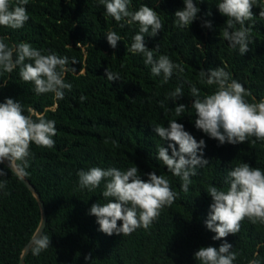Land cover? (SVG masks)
Wrapping results in <instances>:
<instances>
[{
    "label": "trees",
    "instance_id": "1",
    "mask_svg": "<svg viewBox=\"0 0 264 264\" xmlns=\"http://www.w3.org/2000/svg\"><path fill=\"white\" fill-rule=\"evenodd\" d=\"M197 3L200 12L187 29L177 27L174 16L184 7L183 0H131L129 10L147 5L163 22L156 36L144 37L154 58L167 55L184 69L183 73L174 72L166 84L162 76H152L143 54L129 50L138 24L125 23L121 28L119 24L124 22L108 16L99 0H29L25 7L30 18L23 28L0 27V36L10 45L27 42L43 54L55 53L77 61L69 65L76 71L65 76L72 90L59 102L50 93L37 95L34 84L19 77V68L0 74V83L7 82L6 87H0V103L5 98L18 100L25 114L27 109H35L55 120L57 129L52 149L31 145L29 175L25 177L44 205L43 233L50 237L51 247L38 256L29 250L24 264H200L194 258L200 247L218 248L224 242L214 241L215 233L205 227L212 203L207 188L211 185L226 191L228 172L244 162L264 171V141L252 143L255 138L250 137L245 143L219 145L196 129L190 86L195 85L202 97L211 94L215 86L201 82L200 70L223 67L251 91L246 97L249 102L264 99V18L259 16L264 0L253 6V21L246 22L253 43L249 45L251 51L242 56L223 39L226 17L217 9L218 0ZM205 21H211L212 27H202ZM109 31L121 37L115 49L107 43ZM106 68L118 73L120 80L110 82ZM181 84L184 96L175 102L169 100L168 93ZM80 96L87 99L81 102ZM177 104L186 106L180 117L175 114ZM172 120L182 124L197 141L204 139L206 143L203 158L208 163L190 178L188 193L181 191L182 181L155 158L158 147H167L168 142L156 136L153 127H167ZM134 166L144 180L153 171L167 177L178 197L150 229L108 236L88 214L93 203L107 202L102 196L104 182L93 191L81 189L77 173L91 167L127 170ZM0 168L7 173L0 177L7 181L6 188L0 190V264H19L40 223V209L23 181L6 165ZM225 240L239 253L234 264H248L256 252L264 264V224L245 219L240 231ZM89 253L90 260L86 261Z\"/></svg>",
    "mask_w": 264,
    "mask_h": 264
},
{
    "label": "clouds",
    "instance_id": "2",
    "mask_svg": "<svg viewBox=\"0 0 264 264\" xmlns=\"http://www.w3.org/2000/svg\"><path fill=\"white\" fill-rule=\"evenodd\" d=\"M202 0H199V3ZM29 0H0V27L18 30L29 20L27 8ZM106 10V14L120 23L138 24L139 31L133 37L130 52L143 54L145 65L151 66L154 77L162 76V82L168 83L175 73H183L180 64L173 63L167 55L154 58V51L146 47L144 37L156 36L163 29V22L153 8L142 4L138 10L131 11V0H99ZM197 0H183L184 7L175 11L176 25L179 28H189L197 13L200 12ZM219 13L226 17L223 39L232 49H238L242 56L251 51L249 45L250 29L246 22L253 21V6H258V0H218L216 3ZM264 18V10L259 12ZM202 27L211 28V21H205ZM7 38L0 36V74H11L19 68V77L25 83L34 84L37 95L52 94L59 102L65 98L66 92L72 90V84L65 82L69 71L75 72L77 63L67 56L55 53L43 54L41 50L33 48L30 43L20 42L10 45ZM108 45L115 49L121 37L115 31L106 34ZM197 47H201L200 44ZM105 76L112 82L120 80L119 74L105 69ZM201 82L208 86H215L211 94L201 96L200 90L190 86L191 104L195 110L194 126L210 139H215L219 145L225 143L236 145L245 143L250 137L264 141V99L259 102H249L251 91L246 89L223 67L200 70ZM7 82L0 83L6 87ZM183 94V85L168 93V99L175 102ZM80 101L87 99L80 96ZM254 100V98H253ZM186 111L184 104L175 106L176 116H182ZM25 109L18 100L5 98L0 103V165H5L18 179L29 175L27 169L32 156L31 145L52 149L55 146L56 122L47 119L35 109ZM153 131L167 147L159 146L156 159L161 161L167 170L182 183L180 189L189 192L191 177L197 175V168L207 165L203 158L206 147L204 139L197 141L193 135L184 129L176 120L168 122L164 127L156 125ZM178 146V147H177ZM169 150L171 153L169 154ZM7 175L0 168V177ZM147 179L141 178L138 167L120 170L114 167L107 169L91 167L87 171L77 173L78 184L81 189L93 191L104 182L102 196L106 203H93L89 215L96 218L99 231L112 236L113 234L128 236L138 228L150 229L166 207H171L178 197V193L171 187L170 180L157 175L155 171L146 174ZM227 190H220L216 186H209L207 193L212 203L205 220V227L215 233L212 239L224 240L218 248L200 247L194 258L200 264H234L239 253L232 251L231 244L226 242L227 236L236 235L241 223L247 219L252 224H264V171L251 167L248 163H241L231 169L226 178ZM7 181L0 180V190L6 188ZM121 221L118 226L117 222ZM29 250L33 256L40 255L51 247L50 237L43 231H36L29 241ZM89 253L84 257L90 260ZM253 259L248 264H262L259 253H253Z\"/></svg>",
    "mask_w": 264,
    "mask_h": 264
},
{
    "label": "water",
    "instance_id": "3",
    "mask_svg": "<svg viewBox=\"0 0 264 264\" xmlns=\"http://www.w3.org/2000/svg\"><path fill=\"white\" fill-rule=\"evenodd\" d=\"M21 180L28 187V189L33 193V195L35 196V198L38 202L39 209H40V223H39L36 231H38V230L43 231L44 227H45V223H46V212H45L44 205H43L42 201L40 200L39 195L34 191L33 186L25 178H23ZM28 245H29V242L26 244V246L24 247V249L22 251V254H21L20 259H19V264H24V257L29 251Z\"/></svg>",
    "mask_w": 264,
    "mask_h": 264
}]
</instances>
